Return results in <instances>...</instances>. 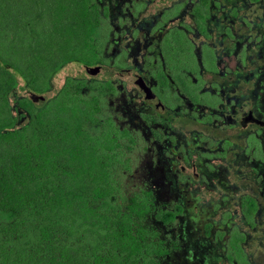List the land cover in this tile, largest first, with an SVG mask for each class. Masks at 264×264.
Masks as SVG:
<instances>
[{
	"label": "flooded vegetation",
	"instance_id": "flooded-vegetation-1",
	"mask_svg": "<svg viewBox=\"0 0 264 264\" xmlns=\"http://www.w3.org/2000/svg\"><path fill=\"white\" fill-rule=\"evenodd\" d=\"M97 1L93 50L58 71L95 79L99 116L157 146L175 200L144 187L204 221L196 264H264V0Z\"/></svg>",
	"mask_w": 264,
	"mask_h": 264
},
{
	"label": "trees",
	"instance_id": "trees-1",
	"mask_svg": "<svg viewBox=\"0 0 264 264\" xmlns=\"http://www.w3.org/2000/svg\"><path fill=\"white\" fill-rule=\"evenodd\" d=\"M47 1L25 6L22 38L0 37V264H164L171 242L147 217L174 215L127 188L137 136L99 116L95 79L58 71L88 57L103 9ZM17 14L0 0V29Z\"/></svg>",
	"mask_w": 264,
	"mask_h": 264
},
{
	"label": "rangeland",
	"instance_id": "rangeland-1",
	"mask_svg": "<svg viewBox=\"0 0 264 264\" xmlns=\"http://www.w3.org/2000/svg\"><path fill=\"white\" fill-rule=\"evenodd\" d=\"M7 1V0H6ZM13 5L14 9L18 12L15 15L17 25L12 29H0V37L2 38V43L4 47L6 44L13 41V38H22V31L25 28V20H27L32 14H28V17H22L25 12V6L28 8L32 7V0H9ZM106 1V0H102ZM30 2V3H28ZM46 4L48 1L46 0ZM36 13V11H34ZM2 22L10 20L8 17L0 18ZM38 25H40L38 23ZM41 26V25H40ZM28 28V27H27ZM30 32L26 30L25 35L28 39L30 37ZM20 44L22 42H19ZM76 72V71H73ZM63 73L58 74L55 79V86H59L62 82ZM52 92L46 94L50 95ZM110 100V101H109ZM106 105L110 109L114 110L118 115L123 114V104L120 98L112 100L111 98H105ZM125 125H131L134 131L139 132L138 143L132 151L134 159V171L132 174L127 176V188L133 190L139 187L154 186L161 205L172 204L175 200L173 196L164 195L165 190L173 191L174 184L171 175L166 176V171H163L161 167L158 166V152L157 146L142 134L141 127L136 124L132 125L122 120ZM164 181L166 182L164 184ZM147 222L151 225L156 226L161 230L162 236L171 242V249L168 254L163 257L164 264H196L194 262V250L198 249V257L200 258L202 253L206 251V237L202 231V224L204 221L201 219L193 220L188 217H181L170 222H163L155 217L151 213L147 217Z\"/></svg>",
	"mask_w": 264,
	"mask_h": 264
},
{
	"label": "water",
	"instance_id": "water-1",
	"mask_svg": "<svg viewBox=\"0 0 264 264\" xmlns=\"http://www.w3.org/2000/svg\"><path fill=\"white\" fill-rule=\"evenodd\" d=\"M95 68H97V67H94V69H95ZM90 72L96 74L98 71H90ZM37 98H39V99H43V96H42V95H39V96H37Z\"/></svg>",
	"mask_w": 264,
	"mask_h": 264
}]
</instances>
